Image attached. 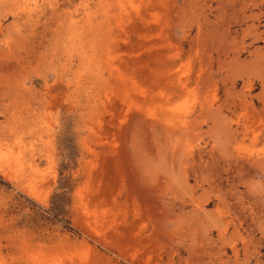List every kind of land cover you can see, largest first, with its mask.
<instances>
[{
    "label": "rangeland",
    "instance_id": "rangeland-1",
    "mask_svg": "<svg viewBox=\"0 0 264 264\" xmlns=\"http://www.w3.org/2000/svg\"><path fill=\"white\" fill-rule=\"evenodd\" d=\"M0 264H264V0H0Z\"/></svg>",
    "mask_w": 264,
    "mask_h": 264
}]
</instances>
